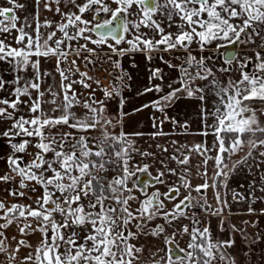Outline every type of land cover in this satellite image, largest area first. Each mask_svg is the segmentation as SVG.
I'll return each mask as SVG.
<instances>
[{
    "label": "snow or ice",
    "instance_id": "1",
    "mask_svg": "<svg viewBox=\"0 0 264 264\" xmlns=\"http://www.w3.org/2000/svg\"><path fill=\"white\" fill-rule=\"evenodd\" d=\"M68 5L76 11H62L61 0H34L36 12L32 14L35 27L32 35L26 29L31 28L28 16L23 20L17 15V10L27 11V5L19 0H6L8 6H0V34L17 33L14 40L17 46L6 42L7 36L0 39V61L12 66L15 73L11 81L0 79V90L9 83L14 85V99H0V120L11 121V126L0 132L7 138L12 154L7 159V171L0 173V183H18L19 189L9 195L26 197V192L36 191V186L42 189L41 195L31 204H7L0 200V264H236L235 258L228 251L235 245L234 239L216 240L210 227H192L184 225L177 227L174 222L187 218L193 224H200L188 211L195 205L192 196L180 197V187L166 185L167 191L161 193L157 188L147 192L148 187L165 184V172L177 175L175 169L167 167L158 170L155 176L149 173V165H133L132 153L136 151L133 142L124 132L110 133L107 129L112 120L106 118L107 111L104 101H97L91 95L83 102V107L90 115L77 117L71 109L80 104L75 85L92 88V82L99 86V81L87 72H81L75 59L69 61V56L75 54L86 64H94L90 57L97 54V49L108 47L113 53L123 56L129 51L151 53L153 51L172 52L183 50L187 53L180 65L164 61L169 68H178L182 74L181 87L173 88L154 103L157 111H163L164 106L178 99V93L185 92L188 98L205 99L203 88H193L196 80L212 78L211 85L220 97V106L215 109V125L213 135L218 144L215 160V177L223 176L227 180L229 173L225 163V154L233 155L244 144L246 133L252 139L247 141L249 152L241 161L232 165L229 171H234L238 164L247 163L253 152L264 149V139H257V133H264V124L257 113L264 114V107L254 108L253 101L264 102V54L255 52L251 57L237 53L233 46L257 44V38L264 42V0H67ZM55 11L61 16V21L55 29L45 36L42 28H52L51 21H39V7ZM86 13H92L91 19H85ZM101 13L108 18L98 20ZM175 28L176 31L167 29ZM141 28L150 29L152 35L142 32ZM60 33V38L57 37ZM130 34L131 39H126ZM93 36L96 38L94 39ZM159 36V39H156ZM84 40L85 44L72 46L73 41ZM114 41V43H109ZM122 42L128 48H117ZM198 45L201 52L215 43V50L223 57L220 72L228 73L238 66L239 79H229L227 86L220 84L212 68L206 61L212 57L193 55L191 45ZM92 44L95 47H88ZM81 52L88 53L81 57ZM54 57L56 71L60 77L59 90L53 85L42 87L43 78L51 75L41 70V58ZM151 59V56H148ZM163 59V57H161ZM255 63L251 71L250 65ZM119 67L118 62H113ZM67 64V67L62 65ZM195 68V74L189 71ZM32 70V76L26 78L21 73ZM79 76V79L74 77ZM123 77H120L122 79ZM152 79L163 80L160 69L152 71ZM160 85L149 87L145 92H160ZM33 92L36 93L33 96ZM105 99L118 96L119 89H103ZM47 96L50 98H46ZM27 97L28 99H22ZM121 106L123 101L120 102ZM52 107L45 111L43 105ZM21 105H27L31 116L16 115ZM11 110V111H10ZM51 112L53 115H49ZM59 112L60 115H54ZM125 113H121L120 119ZM175 123V121H174ZM58 126H67L77 133H87L99 129L101 136L95 144L89 143L84 135L76 136L74 132H52ZM187 127V125H181ZM155 133L153 135H163ZM207 135V133H202ZM139 135V134H137ZM17 137L21 139L14 142ZM35 143L33 144L32 139ZM33 147L30 162L25 163L21 155ZM201 145H196L188 151H199ZM167 151V149H163ZM209 151V149H205ZM142 156L152 153L142 152ZM264 157V151H259ZM178 165H188L190 157L172 156ZM163 164V161H161ZM207 164V159L204 161ZM116 172V175H110ZM137 173L148 174L154 184H144L139 188L143 199L133 194L140 183ZM206 175V173H205ZM184 170L179 179L181 187L191 192L193 189ZM136 177V182L130 188L128 182ZM18 178V180H17ZM264 180V177H261ZM217 183L207 182L197 185L194 191L201 193L209 187L216 188ZM226 186V185H225ZM255 189H253V192ZM264 192V185L260 187ZM251 203L248 213L255 209L251 207L255 197L234 193L233 199L248 200ZM179 198V199H178ZM171 209H167L165 201H177ZM217 203L227 207L226 201H221L219 194ZM136 201L134 208L132 202ZM33 204L35 207H33ZM205 211L211 206L200 205ZM223 207L214 209L212 215H221ZM264 214V209H261ZM57 215L60 219H57ZM163 219L164 224H157L148 231L149 224L156 219ZM245 223H248L245 221ZM165 225L176 227V231L168 234ZM15 226L20 238L9 237L8 229ZM223 230V221L220 223ZM71 230V231H68ZM233 231L242 229L232 226ZM39 232V244L33 246L26 237ZM81 233H84L83 235ZM151 236L163 238V248L148 250L141 237ZM187 236L186 248L180 247L177 237ZM256 240H253L255 243ZM22 249H31L21 256ZM163 253V255H161Z\"/></svg>",
    "mask_w": 264,
    "mask_h": 264
},
{
    "label": "crops",
    "instance_id": "2",
    "mask_svg": "<svg viewBox=\"0 0 264 264\" xmlns=\"http://www.w3.org/2000/svg\"><path fill=\"white\" fill-rule=\"evenodd\" d=\"M20 3H24L27 5V11L25 10H17V15L21 17V20L25 16H28L29 22L32 27L26 29V31L30 32L32 35H35L33 32V28L35 27V21L32 19V14L36 12L34 0H19ZM0 6H8L6 4V0H0ZM39 21L43 23L45 20L50 21L53 20L54 16L48 17L44 11L43 4L39 7ZM53 14L57 15L54 10ZM53 31L52 28H42L41 32L46 36L48 32ZM17 33L13 32L11 35L0 34V39H4L5 36L6 42L10 43L12 46H17L15 44L14 37ZM220 66H225L224 64H217ZM65 65H62V67ZM255 66V63L250 66L248 71H251ZM41 70L47 71L51 73V75L43 78V85L45 89L48 85H53L56 90H59L60 85V77L58 72L56 71V60L54 57H50L47 59L41 58ZM235 70L234 73H232ZM233 71L228 72L233 80L239 79L240 73L238 70V66L233 69ZM222 74H227L222 72ZM22 76L26 78H30L32 76V70L29 69L26 73H21ZM15 76V73L12 71V66L4 61H0V79H4L7 81H11ZM169 79V78H167ZM79 84L75 89L78 88ZM14 85L9 83L7 87L3 90H0V99H14L12 95L14 90ZM82 87V86H81ZM77 92V91H76ZM137 91H135L136 94ZM140 93V91H139ZM33 96L36 95L35 92L32 93ZM140 95L146 96L143 93ZM46 98H50L47 96ZM80 98V97H79ZM22 99L27 100V97H22ZM79 104L75 105L72 109H78ZM45 111H48L52 107L50 104L43 105ZM11 111V110H10ZM49 115H53V113L49 112ZM16 115H24L25 117L31 116V113L28 111L27 105H21L20 110ZM54 115H60L59 112L54 113ZM185 121V120H184ZM11 121L0 120V132L6 130L11 126ZM185 125V124H183ZM67 126H58L55 129H52V132L59 133L61 129H65ZM68 129V128H67ZM165 130L162 131L163 135H153V132H145V131H137L128 133V139L133 142L134 148L136 151L132 153V161L133 165L143 166L144 164L149 165V173L151 176H155L158 170H165V165L167 167L173 168L176 170L177 175H170L165 172L164 180L165 184H156L154 187H148L147 192H154L157 188L161 193L166 192L168 189L166 185H175L176 187H180V197L191 195L193 200L192 203L195 204H203L207 203V205L211 206V208L206 211V217L201 219L199 215L194 216V219L199 220L200 224L197 227H210L211 232L213 234L214 239L216 240H224V239H234L235 245L232 249L228 251L235 258L236 264H264V214H261V209H264V199H257L254 204H251V207L255 209V212L252 214L248 213V208L251 203V197L248 200L238 201L233 199L234 193H240L244 195H251L255 197H264V192L260 191V187L264 185V180L261 177H264V157L259 156V151H264V149H258L253 152L252 157H250L247 163L238 164L234 171H229L232 165L237 161L243 160L245 156H247L249 152V145L247 141L252 139L251 134L246 133L243 137L245 140L244 146L238 150L233 155H227L226 164L228 168L224 170L229 173L227 180L224 179L223 176L215 177L216 172V164L215 160L211 159L215 157L217 154L218 144L216 143V137L213 135L212 131H206L207 135L193 132L192 128L187 125V127H183L182 130L175 131L168 127H164ZM64 131V130H62ZM139 134V135H137ZM257 139H264V133H257L255 137ZM21 139V137H17L14 142H17ZM32 139L33 144L36 142L34 138ZM196 145H201V149L199 151H188L189 149H193ZM163 149H167V151H163ZM205 149H209V151H205ZM36 151L35 148L30 147L27 153L17 154L21 155L24 162L28 163L32 159V154ZM148 152L153 155L150 156H142L140 153ZM12 154V150L9 146L7 138L0 136V173H4L7 171V157ZM187 155L190 157L188 165H178L174 160L171 159L172 156L183 157ZM205 159H207V164L204 163ZM163 161V164L161 163ZM184 170H187L188 176L187 179L191 184L192 191L189 192L181 187L180 175H183ZM206 173V175H205ZM141 173H137L139 177ZM142 175V174H141ZM149 177L148 174H146ZM18 180V178H17ZM136 181V177H133L129 180L128 186L131 188L132 184ZM207 182L209 185L214 182L217 183L216 188L209 187L207 190H204L201 193H197L194 191L197 185H201ZM147 184H154L146 182ZM145 183V184H146ZM226 185V186H225ZM144 187V186H143ZM142 188L138 186L137 189H134L133 194L140 199H143L141 192L138 190ZM18 183L14 180L9 184L0 183V200H4L7 204L11 205L13 203H22V204H31L33 200L38 198L41 195L42 189L39 186H36V191L31 192L24 190L26 192V197H13L9 195V193L13 190H18ZM253 189L255 191L253 192ZM219 194L221 201L227 202V207H223L222 204H218L216 197ZM178 198V199H179ZM177 201H165L167 209H171L173 204ZM133 207L137 206V202H132ZM33 207L35 205L33 204ZM223 207V211L221 215H212L211 212L216 208ZM223 221V230H221L220 223ZM247 221L248 223H245ZM157 224H164L163 219H156L149 224L148 231L151 228L155 227ZM177 227H183L184 225H188L192 228V221L187 218H181L179 221L174 222ZM235 225L236 228L242 229L243 234L240 231H233L232 226ZM167 228L168 234L176 231V227L165 225ZM9 237L16 236L18 239L20 238L18 229L13 226L8 229ZM26 239L33 245L36 246L40 241V233L36 232L31 234ZM187 236H178L177 240L182 248H186L188 242ZM253 240H256L253 243ZM140 243H143L146 248V255L148 250L155 251L158 248H163V238H154L151 236L141 237ZM31 249H22L21 256L25 255ZM163 255V253H161ZM219 264V262H217Z\"/></svg>",
    "mask_w": 264,
    "mask_h": 264
},
{
    "label": "rangeland",
    "instance_id": "3",
    "mask_svg": "<svg viewBox=\"0 0 264 264\" xmlns=\"http://www.w3.org/2000/svg\"><path fill=\"white\" fill-rule=\"evenodd\" d=\"M80 2L81 0H77V3ZM55 8L56 5L53 4L52 11H44L47 15H49L48 17L54 16L53 20H51V18L49 19L53 24V30L55 29V25L61 21V16L59 14H53ZM61 9L62 11H76L74 7L68 5L67 0H61ZM101 14L102 15L98 17V20L102 21L103 19L108 18L103 13ZM91 16L92 13H86L84 18L90 20ZM167 30L173 32L176 31L174 27ZM141 31L148 33L149 36L152 35L150 29L141 28ZM56 38H60V33H57ZM93 38L95 39L96 37L93 36ZM131 38L130 34L126 36V39ZM156 39H159V36H156ZM85 43H87V41H73L72 46L75 48L77 44ZM109 43H114V41H109ZM256 43L264 44V42L260 41L259 38H257ZM88 47L91 48L95 46L88 44ZM116 47L128 48L129 45L122 42ZM208 47L207 49H209ZM191 49H199V47L197 44L193 43L191 45ZM209 51L210 50H205L203 52L195 51V56H197V58L201 56L212 57L211 60L206 61L208 67L213 69L218 82L227 86L229 79H232V77L229 73L222 74V72L218 71V69L222 66L217 65L216 60H214L216 58L215 53L212 52L214 54V56H212V53H210L211 51ZM258 52L264 54V49ZM254 53L255 51H249V57L253 56ZM172 54L173 55L170 56L169 54L159 50L153 51L150 54L140 51H129L121 56L113 53L108 47L102 46L97 49V54L95 56L90 57V59L95 61L94 64H86L82 58L77 57L75 54L69 56V61L72 59L76 60L81 72H87L89 76L93 77V81L98 80L100 82L99 86L92 82V88L90 89L83 88L79 85L75 90L77 91L78 99L81 103L79 104L78 109H71V111L80 118L90 115L87 109L83 107V102L87 101L91 95L95 100L105 102L107 108L105 116L106 118L112 120V125H110L107 129L110 133L119 134L120 132H124L127 135L128 133L137 131L160 133L163 130L166 131L164 127H168L169 129L171 128L175 131H183V127H181L183 124L190 126L195 133L212 131L216 123L214 113L215 109L220 106V97L217 96L216 90L211 85V77H209L208 80H196L191 85L193 88L198 87L204 89L203 95L205 99L203 101L197 98L201 95L199 92H197L196 96L193 98H188L185 92H180L177 94L179 98L175 99L170 105L164 106L163 111H157L156 107L153 106L155 102L159 101L162 96L166 95L170 91L168 87L169 84H171L173 88L181 87L180 79L182 74L179 69L169 68L164 61L180 65L183 63L184 57L187 53L181 50ZM80 55L83 57L87 56L88 53L81 52ZM149 55L151 56V59L148 58ZM161 57H163V59H161ZM177 57L178 59H176ZM113 62H118L119 67H117ZM63 67H67V64ZM155 69H160L162 71L163 80L159 78H151L152 71ZM189 71L195 74L196 69L190 68ZM234 72L235 70L232 73ZM120 77L123 78L120 79ZM74 78L79 79V76L77 75ZM155 85H160L162 90L160 92H145L146 88L154 87ZM112 87H117L120 94L114 98L105 99L103 89L111 91ZM137 90L138 92L133 94ZM139 91L146 96L140 95ZM121 101H123L122 106L120 103ZM251 103L252 106L257 109L264 107V102L253 101ZM121 113H125V115L122 116V120L120 119ZM257 115L261 123L264 124V114L258 112ZM67 128L61 129L60 132L62 130H64L63 132H74L73 129ZM171 129L170 131H172ZM74 135L87 136L89 138V143L95 144L97 139L101 136V131L97 129L87 133L74 132ZM116 174V172L110 173V175ZM196 204L197 203L194 205ZM194 211L196 215L201 217V219H204L207 215L205 209L202 207L200 210ZM56 218L60 219L58 215ZM192 226L197 227L193 223ZM81 234L83 235L84 233Z\"/></svg>",
    "mask_w": 264,
    "mask_h": 264
},
{
    "label": "flooded vegetation",
    "instance_id": "4",
    "mask_svg": "<svg viewBox=\"0 0 264 264\" xmlns=\"http://www.w3.org/2000/svg\"><path fill=\"white\" fill-rule=\"evenodd\" d=\"M102 15V14H101ZM100 15V16H101ZM209 49H205V50H210L209 52L210 53H212V52H214L215 53V59L214 60H216V62H217V64H224L223 63V57H222V55H221V53H224L225 52V49H221L219 52H217L216 50H215V43H213L212 45H210V47H208ZM233 48H235V51L237 52V53H243L244 55H245V57H249L250 55L248 54V52L249 51H252V52H257V51H262L263 49H264V47H257L255 44H248V45H240V46H233ZM190 51L191 52H193L192 54H194V55H196V53H195V51H198V52H200V50L199 49H190ZM174 52H177V51H172V52H165V53H167V54H169L170 56L171 55H173L172 53H174ZM209 56H210V54H209ZM212 56H214V54L212 53ZM176 59H178V57L176 58ZM178 63V62H177ZM251 66V65H250ZM250 66H249V68H250ZM249 68L247 69V71L249 70ZM141 175V174H140ZM140 175H139V177H140ZM136 182V181H135Z\"/></svg>",
    "mask_w": 264,
    "mask_h": 264
},
{
    "label": "water",
    "instance_id": "5",
    "mask_svg": "<svg viewBox=\"0 0 264 264\" xmlns=\"http://www.w3.org/2000/svg\"><path fill=\"white\" fill-rule=\"evenodd\" d=\"M139 181H140V183L138 184V186H141V187H143L144 184H145L147 181L150 182V183L153 182L150 178H148V176H147L146 174H142V175H140V177H139Z\"/></svg>",
    "mask_w": 264,
    "mask_h": 264
},
{
    "label": "built area",
    "instance_id": "6",
    "mask_svg": "<svg viewBox=\"0 0 264 264\" xmlns=\"http://www.w3.org/2000/svg\"><path fill=\"white\" fill-rule=\"evenodd\" d=\"M200 208H201V206H198V205H197V207H195L194 210H197V211H198V210H200ZM194 210H193V209H192V210H189V211H188V216L193 215V213L195 212Z\"/></svg>",
    "mask_w": 264,
    "mask_h": 264
},
{
    "label": "trees",
    "instance_id": "7",
    "mask_svg": "<svg viewBox=\"0 0 264 264\" xmlns=\"http://www.w3.org/2000/svg\"><path fill=\"white\" fill-rule=\"evenodd\" d=\"M227 155H228V154H225V156H226V159H227ZM225 162H226V160H225Z\"/></svg>",
    "mask_w": 264,
    "mask_h": 264
}]
</instances>
